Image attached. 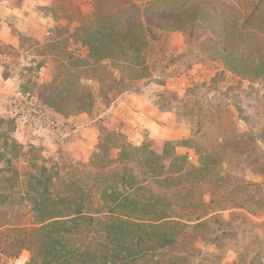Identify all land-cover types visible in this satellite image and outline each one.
Here are the masks:
<instances>
[{
  "label": "rangeland",
  "instance_id": "1",
  "mask_svg": "<svg viewBox=\"0 0 264 264\" xmlns=\"http://www.w3.org/2000/svg\"><path fill=\"white\" fill-rule=\"evenodd\" d=\"M171 16H179V24L164 22ZM111 27L115 36L91 50L83 41L91 30ZM22 38L27 50L18 51L16 65L31 81L58 85L56 97L47 94L46 100L61 112L9 79L5 45ZM225 51L249 69L233 71L234 59ZM263 63L264 0H0V131L22 148L34 147L38 166L89 184L93 189L85 187L83 196L95 219L109 213L94 190V175L111 173L118 152L107 141L100 162L89 169L106 132L135 147L151 139L172 143L188 165H210L194 176L196 197L211 201L213 218L223 224L209 215L205 235L180 231L185 240L169 245L161 264H264V75L252 68ZM73 92L80 110L71 108ZM7 155L0 164L24 168L26 178L36 173L19 155ZM26 178L18 188L0 189L6 195L0 197V231L38 226L25 201ZM60 183L54 190L68 193L77 207L82 192ZM95 225H83L82 243L109 244L116 237L112 220ZM22 251L31 263V253ZM101 252L96 258L112 250ZM11 256L0 252V259Z\"/></svg>",
  "mask_w": 264,
  "mask_h": 264
},
{
  "label": "trees",
  "instance_id": "2",
  "mask_svg": "<svg viewBox=\"0 0 264 264\" xmlns=\"http://www.w3.org/2000/svg\"><path fill=\"white\" fill-rule=\"evenodd\" d=\"M206 17L208 15L205 14L204 18ZM154 20L161 24L163 22L159 17ZM172 20L173 24L174 21L179 24L180 18L171 16L164 22ZM172 28L175 29V25H172ZM75 30L78 32L82 29L77 27ZM115 34V27H111L105 33L93 29L90 31V40L83 39V41L91 50L101 38L112 37ZM59 40L57 38L56 41L53 39L50 41L53 45ZM23 41L24 38L19 39L18 49L5 45L4 56L11 60L6 65L9 78L19 88H23L24 93L35 96L42 105L55 112H61L56 106L57 102L48 103L49 101L46 100L47 94L56 97L55 87L58 85L31 81L27 79L24 69L16 65L18 51L27 50L26 46H23ZM225 50H227L226 46ZM235 52L238 54L236 49ZM224 54L226 58L230 56L234 59V64L230 61L234 66L231 67L233 71L240 73L244 69H249L246 61L238 58L231 51H225ZM252 68L264 75V63L260 66L253 65ZM74 94L76 93H69V97L72 100L71 108L76 111L80 110L81 106ZM6 132L7 130L0 131L1 144L5 146V150L0 152V158L8 160L7 154L13 152V156L19 155L18 158L24 160L23 163L29 165L36 173L26 178L24 168L19 169L18 166L1 163L0 189L18 188L22 179L26 178L28 184L24 193L25 201L30 205L38 226L29 229L5 228L0 231V244H3L0 246L1 253L15 256L25 248L31 253L32 264H161L159 259L164 256L166 248L185 240L179 237L180 231L192 229L205 235L204 230L209 223L206 219L209 215L208 218H212L211 222L222 223L218 217L213 218L216 213L213 210V203L196 197L200 187H198L199 181L195 180L194 176H197L199 171H210V165L201 163V168L188 165L187 157L177 155L175 146L168 141L151 139L142 147H135L122 143V136L116 133L111 131L105 133L100 140L98 151L88 165L89 169H93L96 161L100 162L107 141L114 143L113 147L118 152L116 158L110 161L114 165L111 173L94 175V190L100 192V198L105 205L102 208H106L109 213L108 217L95 219L96 217L91 214V205L87 207L83 196L85 189L88 188L89 191L93 189L89 184L85 186L80 179L67 180L50 167L38 166L36 149L32 146L22 148ZM206 155L208 156L207 152ZM55 181H61V185L67 184L76 190L77 194L81 191L82 195L79 197L81 203L74 207L75 203L66 197L68 193L60 194L56 189L54 190ZM5 196V193H0V197ZM84 209L89 212H83ZM96 214H100V211ZM111 220L115 225L113 232L116 237L109 244L94 240L86 243L80 241L79 236L85 230L84 224L92 228L102 221L110 224ZM104 232L106 233L107 230ZM39 235L42 237H38ZM200 238L206 240L201 235ZM101 247L111 249L112 253L96 258V253H103ZM173 257L176 259L177 256L172 255L170 258ZM84 258H87L88 262L78 263ZM174 264H178V261Z\"/></svg>",
  "mask_w": 264,
  "mask_h": 264
},
{
  "label": "built area",
  "instance_id": "3",
  "mask_svg": "<svg viewBox=\"0 0 264 264\" xmlns=\"http://www.w3.org/2000/svg\"><path fill=\"white\" fill-rule=\"evenodd\" d=\"M0 264H31L30 257L26 251H22L20 254L14 257L1 258Z\"/></svg>",
  "mask_w": 264,
  "mask_h": 264
},
{
  "label": "crops",
  "instance_id": "4",
  "mask_svg": "<svg viewBox=\"0 0 264 264\" xmlns=\"http://www.w3.org/2000/svg\"><path fill=\"white\" fill-rule=\"evenodd\" d=\"M17 40H18V38H17ZM18 47H19V41L15 44V45H13V48H17L18 49ZM10 79V78H9ZM11 80V79H10ZM56 115V114H55ZM58 115V114H57Z\"/></svg>",
  "mask_w": 264,
  "mask_h": 264
}]
</instances>
